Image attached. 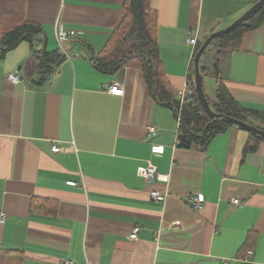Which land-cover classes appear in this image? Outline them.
Wrapping results in <instances>:
<instances>
[{
    "label": "crops",
    "instance_id": "1",
    "mask_svg": "<svg viewBox=\"0 0 264 264\" xmlns=\"http://www.w3.org/2000/svg\"><path fill=\"white\" fill-rule=\"evenodd\" d=\"M257 1L151 0L176 101L190 81V31L204 42ZM125 3L25 0V19L43 32L0 57V248L20 253L17 264H264V142L245 152L249 133L230 126L204 148H183L173 107L150 92L139 68L100 71L94 59L123 22ZM58 24L76 33L63 45L67 53L56 40ZM38 49L65 58L43 73ZM219 71L229 94L264 127V19L239 48L220 54ZM11 72L22 81L12 82ZM115 82L122 95L108 92ZM203 87L215 102L216 77L203 76ZM148 163L160 179L138 175ZM153 191L165 199L154 200ZM190 194L204 199L202 208L185 201Z\"/></svg>",
    "mask_w": 264,
    "mask_h": 264
},
{
    "label": "trees",
    "instance_id": "2",
    "mask_svg": "<svg viewBox=\"0 0 264 264\" xmlns=\"http://www.w3.org/2000/svg\"><path fill=\"white\" fill-rule=\"evenodd\" d=\"M25 0H0V57L23 41L33 43L42 34L39 24L27 21L24 16ZM126 16L118 30L110 40L101 55L95 57L94 64L102 72H117L124 66L139 68L144 75L150 92L162 103L173 107L176 116L179 112V102L173 96L165 76L164 67L160 58L157 41V15L151 9V0H126ZM264 19V6L250 20L239 25L236 29L214 39L207 47L200 60V71L203 76L210 73L217 79L216 101L209 103L217 113H223L264 129L256 124L257 115L253 110L241 106L229 94L223 85L219 71V57L224 51L239 48L244 34L255 28ZM203 42L197 43L194 58ZM216 48V60L210 67L207 60L211 56V47ZM38 49L35 54L41 60L40 70L49 72L60 64L65 56L59 51L48 52ZM194 58L191 65L190 83L194 90L193 102L185 103L181 107L180 125L178 133L179 145L186 149L195 147L204 148L210 141L228 127L232 126L221 119L208 115L195 90ZM204 89V87H203ZM205 92V91H204ZM207 97V96H206ZM249 133V140L245 152L258 149L264 139ZM23 256L10 249L0 248V264H17Z\"/></svg>",
    "mask_w": 264,
    "mask_h": 264
},
{
    "label": "built area",
    "instance_id": "3",
    "mask_svg": "<svg viewBox=\"0 0 264 264\" xmlns=\"http://www.w3.org/2000/svg\"><path fill=\"white\" fill-rule=\"evenodd\" d=\"M197 36H198V31H196V29H195V31H193V30L190 31V35L188 37V43L190 45H192L193 48H195L197 43H198ZM75 37H76V33L74 31H67L62 24L57 25V27H56V40H57V43H58L60 49L63 51V53H67V51L64 49L63 45ZM8 78L14 83H20L22 81L21 75L17 72L9 73ZM107 90L109 93L116 94V95L117 94L122 95L124 93L123 86L117 82L107 84ZM193 95H194V90L191 87L190 81H188L186 83L185 87L183 88V90L180 92L179 98H178L179 112H178L177 120H178L179 124H180L181 107L185 103H192L193 102ZM156 132H157V129L155 126L151 125L148 127V134L149 135L153 136L156 134ZM51 150L53 152H60L61 147L56 143H52ZM152 151L154 154L162 155L164 152V147L159 146V145H154ZM137 173L140 177L146 179L149 182L154 181L156 178L157 179L161 178V176L158 173L157 166L154 165L153 163H148L147 165L140 166L137 170ZM69 184L75 185V182H69ZM151 196L156 201H163L166 197V195H163L162 193H160L158 191H153L151 193ZM184 199L188 204H190V206L192 207L193 210H198V209L202 208L204 205V199L199 195L190 194V195L185 196ZM231 201H232V203H234L236 205H240V199L239 198H232ZM5 220H6V215L4 213L0 212V222H4ZM139 230H140V226L139 225L135 226L131 235H130V239L136 240L138 238ZM251 254H253L252 251L247 252V255H251ZM63 264H73V263H72V261H65ZM220 264H227V262L223 261Z\"/></svg>",
    "mask_w": 264,
    "mask_h": 264
},
{
    "label": "water",
    "instance_id": "4",
    "mask_svg": "<svg viewBox=\"0 0 264 264\" xmlns=\"http://www.w3.org/2000/svg\"><path fill=\"white\" fill-rule=\"evenodd\" d=\"M263 6H264V0H258L242 16L234 20V22L231 23L229 26L219 31L213 32L209 35V37L202 43L201 47L199 48V50L197 51L195 55V58H194L195 79L194 80H195V90L197 93V97L200 100L203 106V109L208 115L216 119H221L223 122L229 125L237 126L241 129H244L247 132L258 135L264 139V129H260L252 124L246 123L230 115L223 114V113H217L211 108L210 103L203 89V78H202V73L200 71L201 57L206 51L207 47L211 44V42L220 36L230 33L242 23H245L248 20H250L255 14H257L260 11V9Z\"/></svg>",
    "mask_w": 264,
    "mask_h": 264
},
{
    "label": "rangeland",
    "instance_id": "5",
    "mask_svg": "<svg viewBox=\"0 0 264 264\" xmlns=\"http://www.w3.org/2000/svg\"><path fill=\"white\" fill-rule=\"evenodd\" d=\"M211 49H212V52H211V56H210V61L212 62V64L211 65H213V62H215V60H216V56H215V54H216V48L215 47H211Z\"/></svg>",
    "mask_w": 264,
    "mask_h": 264
}]
</instances>
